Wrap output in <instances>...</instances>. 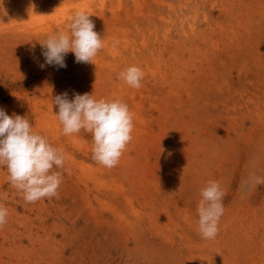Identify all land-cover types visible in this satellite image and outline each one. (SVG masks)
<instances>
[{
  "label": "rangeland",
  "instance_id": "rangeland-1",
  "mask_svg": "<svg viewBox=\"0 0 264 264\" xmlns=\"http://www.w3.org/2000/svg\"><path fill=\"white\" fill-rule=\"evenodd\" d=\"M78 11L103 38L93 64L69 52L41 69V43ZM129 66L140 89L119 78ZM64 92L128 105L115 167L93 160L91 133L62 134ZM0 107L65 159L58 195L35 203L0 166V264H264V184L245 186L264 177V0H0ZM209 180L226 195L206 240Z\"/></svg>",
  "mask_w": 264,
  "mask_h": 264
},
{
  "label": "clouds",
  "instance_id": "clouds-1",
  "mask_svg": "<svg viewBox=\"0 0 264 264\" xmlns=\"http://www.w3.org/2000/svg\"><path fill=\"white\" fill-rule=\"evenodd\" d=\"M86 12L78 11L70 17L68 31L50 35L41 43V55L46 66L66 68L65 57L69 52L76 63H92L103 48V38L95 31V23ZM93 64V63H92ZM129 86L140 89L144 73L140 67L129 66L119 74ZM57 111L53 114L62 125V134H78L84 130L92 134V158L106 168L115 167L132 140L133 116L126 103L119 100H97L92 94H74L72 99L64 92L52 98ZM62 150L50 145L47 139L32 130L26 117L9 116L0 107V166H5L10 183L21 190L26 203H35L43 198L58 195L62 174L52 169L63 168ZM264 184V177H255L254 185L246 181L245 186ZM226 193L219 182L209 180L201 190L198 205V228L203 239H215L218 224L224 213L223 198ZM8 211L0 205V228L7 223Z\"/></svg>",
  "mask_w": 264,
  "mask_h": 264
},
{
  "label": "bare ground",
  "instance_id": "bare-ground-1",
  "mask_svg": "<svg viewBox=\"0 0 264 264\" xmlns=\"http://www.w3.org/2000/svg\"><path fill=\"white\" fill-rule=\"evenodd\" d=\"M24 25V24H23ZM65 25V24H64ZM19 28H21V27H19ZM29 30H31V29H29Z\"/></svg>",
  "mask_w": 264,
  "mask_h": 264
}]
</instances>
